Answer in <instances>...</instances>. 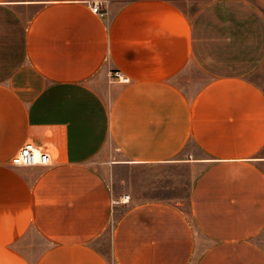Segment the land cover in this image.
I'll use <instances>...</instances> for the list:
<instances>
[{
  "label": "crops",
  "instance_id": "0c3cea01",
  "mask_svg": "<svg viewBox=\"0 0 264 264\" xmlns=\"http://www.w3.org/2000/svg\"><path fill=\"white\" fill-rule=\"evenodd\" d=\"M0 264H264V0H0Z\"/></svg>",
  "mask_w": 264,
  "mask_h": 264
},
{
  "label": "rangeland",
  "instance_id": "374dc122",
  "mask_svg": "<svg viewBox=\"0 0 264 264\" xmlns=\"http://www.w3.org/2000/svg\"><path fill=\"white\" fill-rule=\"evenodd\" d=\"M111 81L109 79V82ZM185 81L183 80V82ZM113 152L114 156L112 154L108 160V174L113 180L115 188L124 193L135 192L143 199L173 197L181 198L188 202L192 183V171L190 169L182 166L145 167L131 164H124L122 167L116 168L111 166V162L122 158L117 155L115 148H113Z\"/></svg>",
  "mask_w": 264,
  "mask_h": 264
},
{
  "label": "built area",
  "instance_id": "2783aa9c",
  "mask_svg": "<svg viewBox=\"0 0 264 264\" xmlns=\"http://www.w3.org/2000/svg\"><path fill=\"white\" fill-rule=\"evenodd\" d=\"M100 4L95 3L93 12L103 14L100 12ZM109 79L116 80L122 83H130V78L125 76L119 70H112L109 72ZM11 164L15 167H30L37 165H50L52 164L51 154L45 149H41L30 144L23 146L12 158ZM130 201V195H125L119 201L113 203H127Z\"/></svg>",
  "mask_w": 264,
  "mask_h": 264
}]
</instances>
